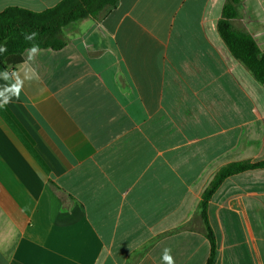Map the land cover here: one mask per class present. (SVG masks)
Listing matches in <instances>:
<instances>
[{
    "label": "crops",
    "instance_id": "0c3cea01",
    "mask_svg": "<svg viewBox=\"0 0 264 264\" xmlns=\"http://www.w3.org/2000/svg\"><path fill=\"white\" fill-rule=\"evenodd\" d=\"M236 1L264 53V0ZM230 2L119 0L0 74V91L32 76L0 108V264H207L205 189L264 161V83L218 29ZM207 217L215 264H264V167L226 178Z\"/></svg>",
    "mask_w": 264,
    "mask_h": 264
},
{
    "label": "trees",
    "instance_id": "16d2710c",
    "mask_svg": "<svg viewBox=\"0 0 264 264\" xmlns=\"http://www.w3.org/2000/svg\"><path fill=\"white\" fill-rule=\"evenodd\" d=\"M119 0H62L56 6L42 12H34L18 7H10L0 13V47L6 45L7 51L0 52V74L10 66L23 61V53L33 44L40 49L60 50L66 45L63 29L75 22L89 17H97L104 10L117 6ZM236 0L224 8V19L218 29L232 54L240 60L258 79L264 83V53L252 36L240 32L232 26L230 20L236 18ZM37 32L32 41H26L24 35ZM264 161L258 163L239 162L223 167L205 189L200 204V216L205 224V234L211 244V253L207 264H215L217 249L215 235L207 217L208 203L222 182L235 174L263 168Z\"/></svg>",
    "mask_w": 264,
    "mask_h": 264
},
{
    "label": "clouds",
    "instance_id": "9594fccd",
    "mask_svg": "<svg viewBox=\"0 0 264 264\" xmlns=\"http://www.w3.org/2000/svg\"><path fill=\"white\" fill-rule=\"evenodd\" d=\"M37 32H31L24 35V39L26 41H32L37 36ZM6 45L0 47V52H6ZM27 52V60L33 61L37 53L39 52V46L33 44L31 48L25 50ZM16 76V73H13ZM34 75V74H33ZM32 76L25 75L24 79H21L19 76H16V82L11 87H6L5 91H0V97H3V100L0 101V108L4 107L8 103L11 102V98L14 96L16 99H19L20 93L23 89L24 80H30ZM5 92L9 93V95H5ZM162 264H175L174 257L171 255V249L165 248L162 253Z\"/></svg>",
    "mask_w": 264,
    "mask_h": 264
},
{
    "label": "rangeland",
    "instance_id": "374dc122",
    "mask_svg": "<svg viewBox=\"0 0 264 264\" xmlns=\"http://www.w3.org/2000/svg\"><path fill=\"white\" fill-rule=\"evenodd\" d=\"M189 227L191 228H200L201 226H200V224L198 223V222H195L194 221V223L193 224H191V225H189Z\"/></svg>",
    "mask_w": 264,
    "mask_h": 264
}]
</instances>
